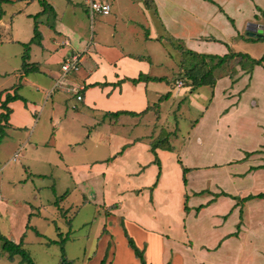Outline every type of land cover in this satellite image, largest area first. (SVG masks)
<instances>
[{"label": "crops", "instance_id": "1", "mask_svg": "<svg viewBox=\"0 0 264 264\" xmlns=\"http://www.w3.org/2000/svg\"><path fill=\"white\" fill-rule=\"evenodd\" d=\"M45 1L53 13L44 15L49 17L44 24L55 20L56 26L44 33L39 22L41 44L37 52L32 50L35 45H31V56L26 61L29 72L23 68L19 71L20 85L33 88L41 96L42 105L38 107L42 109L47 98H54L56 92L68 96H57L45 121L34 120L20 102L7 105L11 110L10 129L36 128L35 133L22 137L16 150L32 147L33 153L40 155L37 170L43 171L31 174L47 176V165L62 163L67 165L74 183L102 176L104 208L123 217L124 225H133L146 237L159 239L164 245L163 255L166 251L163 264H172L173 260L176 264H264V200L241 202L250 195L264 194V169L251 170L264 165V65L247 71L234 60L216 72L214 87L192 90L183 73L180 51L184 48L219 57L234 52L262 58L264 42L253 41L258 36L249 31H264L260 11H264V0H128L130 18L119 0H114L111 14L104 18L113 28L94 30L91 38L79 22L72 29L65 26L55 4ZM112 1L104 2L112 5ZM67 3L73 6L76 1ZM28 4L20 16L33 18L43 11H29ZM0 18H5L4 11ZM63 44L67 48L59 53L62 59L58 61L54 53ZM171 48L178 52V59ZM74 54L81 55L80 70L67 76V89L50 95L62 76L64 61ZM232 67L235 72L227 73ZM33 73L36 74L31 76ZM141 74L150 79L138 84L129 81ZM155 78L164 81L151 80ZM184 90V103L189 97L195 103L186 110L188 129L182 131L176 124L175 131L164 120L160 102L165 98L177 99ZM17 91H1L0 106L7 94L18 95L30 104L39 100L26 99ZM68 101L72 102V117L56 123L55 108L60 111V105ZM118 112L139 115H107ZM64 123L66 128L61 127ZM56 127L57 134L48 132ZM134 132L137 134L133 135ZM161 136L168 138L172 150L166 149V144L156 150L159 166L152 143ZM39 148L44 150L39 153ZM51 151H59L62 160L54 162ZM64 154L72 158V163ZM15 156L13 160L17 161L20 156ZM183 168L189 170L187 186L183 182ZM112 182L119 192L116 195L109 192ZM4 188L0 187V203L7 205L1 195ZM222 193L231 197L221 196ZM175 200L187 202L188 206L187 211L184 207L183 221H188L189 231L181 232L180 240L171 236L172 231L163 232L172 229L169 226L173 223ZM192 202L199 205L193 207ZM137 206H145L146 211ZM200 206L205 208L197 212ZM111 208L114 210L109 211ZM14 219L12 213L1 230L4 235H0L20 244L18 240L29 218L19 231ZM197 226L199 231L195 230ZM5 258L12 264H23L19 256L13 261L8 260V254ZM113 263L111 259L106 264Z\"/></svg>", "mask_w": 264, "mask_h": 264}, {"label": "rangeland", "instance_id": "2", "mask_svg": "<svg viewBox=\"0 0 264 264\" xmlns=\"http://www.w3.org/2000/svg\"><path fill=\"white\" fill-rule=\"evenodd\" d=\"M50 1L55 4L59 18L62 19L61 21L65 26L72 29L77 25V22L81 23L83 30L87 32L88 38H91L94 30L99 32L103 28H113V24L104 22L106 17L98 15L92 20L87 12L85 0H75L76 3L73 6L68 4L67 0ZM27 2L30 3L28 4L29 11L36 14L42 11L41 3L31 0H15L1 6L5 18H2L3 20L0 18V92L6 89L18 90L17 92L26 99L30 97L29 99L32 100L39 97L36 104L31 102L33 106L24 98L15 101L22 103L24 109L34 120L39 121L42 119L45 121L50 116L51 104L57 96L63 97L68 96V94L56 92L54 98H47L48 100L42 109L38 107L42 105L40 104L41 96L37 95L33 88L20 85L22 78L19 71L23 68V57L26 54L24 44H28L34 37V19L25 15L20 16L22 11H26ZM114 2L113 0L112 7ZM118 2L122 4L124 10L127 11V17L130 18L131 3L128 0H119ZM48 18V16H44L37 20L42 23L43 28L41 30L44 33L51 32L50 27L56 26L55 20H50L47 25L44 24ZM121 25L119 22L118 27H121ZM54 34L56 33L54 32ZM63 38L65 39V37ZM33 44L35 48H32V50L37 52L39 43ZM57 48L58 52L54 54L55 58L60 61L62 58L59 53L67 47L63 44L62 46L58 45ZM40 51L42 50L40 49ZM171 52L175 59H178V52L173 48H171ZM24 71L29 72L28 70ZM35 74H31V76ZM36 76L41 77L38 73ZM186 95L187 91L184 90L177 99L165 98L160 102L162 103L160 109L167 117H164V120H167L170 129L172 128L175 131H177L176 124L179 125L182 131L188 129L185 120L188 117L186 110L195 103V99L189 97L184 103ZM7 102L5 98V101L1 104ZM182 102L183 106L181 108ZM71 104V101L63 103L60 105L62 106L60 111H56L55 108L56 123L58 120L63 121L67 117H72ZM2 110L0 106V111ZM8 124L9 120L4 119L2 121L3 131L0 130V187H6L2 190L1 195L7 204L0 203V234H2L3 227L7 226V218L13 213L15 215L16 231H19L22 226L24 227V221L29 218L25 226L26 229L24 227L25 231H23V235L18 242L23 244L36 264H61L63 257L71 264H101L102 261L105 260L107 263L111 259H114L113 264L139 263V260L135 258L133 251L128 246L123 230L125 228L129 236L139 245L138 247L144 251L147 264H163L166 251L163 255L164 245L159 239H150L135 226H129L126 223L124 225L121 221L123 217L108 213V209L104 208L102 194L105 185L102 176H94L80 184L74 183L67 165L62 163L61 165L55 163L47 165L46 171H50L47 176L39 177L31 174L32 171H43L37 170L41 159L40 155L34 154L32 147H28L24 151L22 149L16 150L20 147L22 137L28 136L31 132L35 133L36 128L29 126V128L24 127L23 129H10ZM63 126L66 128L65 123L61 125V127ZM165 128L169 129L166 126ZM58 129L59 127H56V129L48 130V132L57 134ZM20 132H22L21 135ZM136 134L134 132L133 135ZM31 143H35V140L33 139ZM68 143L72 145V140ZM43 150L39 148V153ZM14 151L16 152L14 153ZM51 152L54 155V162L62 160V154L59 151ZM69 152L72 154V147H70ZM15 154L20 156L17 161L13 160ZM64 156L72 163V158H68L67 154H64ZM112 184L113 187L109 192L111 195H116L119 192L115 182H112ZM185 204L187 202L174 201L171 214L173 223L169 226L172 229L163 230L164 233L172 231L171 236H174L173 238L176 240H180L178 237L185 229L189 231L188 221L186 223L183 221ZM192 204H195L193 207L199 205L198 202H192ZM137 207L146 211L145 206ZM113 210L112 208L109 209V211ZM235 228L237 229V224ZM195 230L199 231V226ZM2 235H4V232ZM5 255L7 253L0 243V264H12L6 260ZM173 255L175 257V252ZM172 264H176V262L173 260Z\"/></svg>", "mask_w": 264, "mask_h": 264}, {"label": "trees", "instance_id": "3", "mask_svg": "<svg viewBox=\"0 0 264 264\" xmlns=\"http://www.w3.org/2000/svg\"><path fill=\"white\" fill-rule=\"evenodd\" d=\"M43 11L35 16H33L34 19V37L31 39V41L28 44H24L26 47V54L23 57V70H28L27 67L29 66L27 64V60L29 59V48L30 45L33 43H39L41 44L42 34L39 31V22L37 21L41 16L44 15H50L53 13V8L45 1V0H39ZM211 1V0H208ZM11 0H0V16L3 15V11L1 9L2 4L4 3H10ZM262 12V16L264 18V11L260 10ZM53 28V27H52ZM253 41H261L264 42V34L262 36H258L257 38H252ZM180 51L182 52V68L184 70V76L190 83V86L192 90H196L201 87H214L217 83V77L216 72L218 70H224L225 66L227 64H230L232 61L236 60L238 65H241L242 69H245L247 71H252V69L255 66H263L264 65V56L260 59H253L247 54L243 53H234L230 52V54L219 57V56H212V55H200L195 52H192L190 50L180 48ZM231 71L235 72L234 67H232L227 73H230ZM147 76L141 74L137 79H129V81L133 84H138L140 82H144L146 80H149ZM152 81H164V79H151ZM96 86H102L101 84H96ZM5 93L4 91L2 94ZM1 94V95H2ZM7 103L2 104V109L5 111V113H1L0 117V130L3 131L2 121L4 119L9 120V115L11 113V110L7 107L8 103L11 101H15L19 99L18 95L11 96L7 94L6 96ZM122 114H128L131 116H138L139 114L133 113V112H118V113H109L107 114L109 117H119ZM166 144V145H165ZM166 146V149L172 150V147L168 144V138H164V136H161L159 139H157L155 142L152 143V152L155 154L156 157V164L160 166V161L158 159L156 150ZM257 169H264V165L260 166L258 168H251V170H257ZM189 172L188 169L183 168V182L184 185L187 186L188 181L186 178L187 173ZM221 196L225 197H231L230 195H227L225 193H222ZM253 199H263L264 200V194H259L257 196L250 195L244 199L241 200L242 203L248 202ZM205 208V206H200L197 208V212L201 211V209ZM188 210L187 204H185V211ZM125 237L127 238V243L129 248L133 251L135 258L140 261V264H147L145 259V253L143 250H141L137 244L135 243L134 239L129 236L127 230L124 228ZM40 235V234H39ZM0 243L2 244L3 250L8 254V260L13 261L16 256L21 257V261L23 264H36L33 259L31 258L30 254L23 248V244H16L6 237L0 235ZM61 264H71L65 257L61 260ZM101 264H106L105 260L102 261Z\"/></svg>", "mask_w": 264, "mask_h": 264}, {"label": "built area", "instance_id": "4", "mask_svg": "<svg viewBox=\"0 0 264 264\" xmlns=\"http://www.w3.org/2000/svg\"><path fill=\"white\" fill-rule=\"evenodd\" d=\"M85 5H86L87 11L89 12L91 18H94L95 16H98V15L106 17L111 14L112 7L107 2H104L101 0H85ZM80 65H81V55L80 54H74L68 57L64 61L61 67L62 76L60 79L56 81V84L54 88L52 89L50 95H52L54 91L56 90L67 89L70 86L67 80V76L69 74L77 73L80 70ZM16 157H18V155H16L15 158Z\"/></svg>", "mask_w": 264, "mask_h": 264}, {"label": "water", "instance_id": "5", "mask_svg": "<svg viewBox=\"0 0 264 264\" xmlns=\"http://www.w3.org/2000/svg\"><path fill=\"white\" fill-rule=\"evenodd\" d=\"M249 34L252 35V36H262L264 34V31H263V28L261 30H258L256 32H250L249 31Z\"/></svg>", "mask_w": 264, "mask_h": 264}]
</instances>
